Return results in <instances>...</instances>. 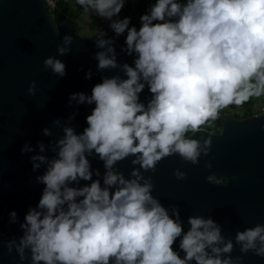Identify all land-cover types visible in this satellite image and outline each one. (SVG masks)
Listing matches in <instances>:
<instances>
[{
  "label": "clouds",
  "instance_id": "1",
  "mask_svg": "<svg viewBox=\"0 0 264 264\" xmlns=\"http://www.w3.org/2000/svg\"><path fill=\"white\" fill-rule=\"evenodd\" d=\"M135 2L77 0L85 13L107 23L95 36L80 38L98 49L96 70L89 68L85 79L99 74V82L90 95H69L68 106L76 110L52 121L60 136L45 127L47 143L21 147L22 154L32 153L35 183L43 187L22 221L17 211L8 213L21 235L0 239L20 264H240L222 225L211 215H192L185 229L179 205L162 204L145 173L154 174L174 155L198 165L211 153L212 137L201 141L186 133H202L223 110L264 97V0H144L138 24L121 15ZM73 43L66 34L57 55L43 61L57 79L67 75L58 57L70 54ZM121 54L132 63L121 62ZM145 89L147 103L141 100ZM37 90L33 80L28 94ZM81 106L91 110L78 131ZM127 159L132 167L126 177L118 164ZM205 167L211 169L212 161ZM173 175L187 178L179 168ZM207 181L219 183L215 175ZM234 239L241 253L264 257V224L237 231Z\"/></svg>",
  "mask_w": 264,
  "mask_h": 264
},
{
  "label": "water",
  "instance_id": "2",
  "mask_svg": "<svg viewBox=\"0 0 264 264\" xmlns=\"http://www.w3.org/2000/svg\"><path fill=\"white\" fill-rule=\"evenodd\" d=\"M48 9L46 0H0V239L4 242L13 234L21 235L18 224H9L8 213L17 211L22 221L28 207L37 203L43 187L35 183L39 173L32 171V153L22 154L21 147L25 142L33 146L40 140L47 143L49 138L42 135V129L52 127L54 119H66L76 110L68 106L69 95L79 91L90 95L92 85L99 82V74L92 80L85 79L89 68L96 70L92 56L98 49L93 40H81L95 35L80 37L68 17L60 14L55 20ZM66 34L73 36L74 43L70 54L58 57L66 64L67 75L57 79L45 70L43 61L57 55V45ZM121 43L123 38L117 41V51ZM119 60L132 63L123 54ZM106 74L123 77L119 71ZM33 80L38 90L30 96L28 88ZM150 98L145 89L141 100L147 103ZM90 110L91 106L79 108L75 120L78 131L86 126L84 118ZM220 116L218 132L202 128V133L186 135L201 141L212 137L211 153L202 156L198 165L185 163L174 155L163 159L154 174L145 175L152 176L153 195L162 204L179 205L185 229L189 227L188 216L211 215L222 225V235L233 239V259L242 257L240 264H264V257L251 251L241 253L234 239L237 231L264 224V113L241 120L226 113ZM52 132L54 137L62 134L55 127ZM207 160L212 161L211 169L205 167ZM92 163L103 171L98 160L93 159ZM118 167L127 177L132 167L130 159ZM176 168L186 172L187 178L176 179ZM208 175H215L219 183H209ZM0 264H20L15 251L9 255L3 243Z\"/></svg>",
  "mask_w": 264,
  "mask_h": 264
},
{
  "label": "trees",
  "instance_id": "3",
  "mask_svg": "<svg viewBox=\"0 0 264 264\" xmlns=\"http://www.w3.org/2000/svg\"><path fill=\"white\" fill-rule=\"evenodd\" d=\"M133 8L139 10L140 12H143L145 10V6H143V0H137V2L135 3L127 4V6L125 7L121 15L130 16V12L132 11ZM83 11H84L83 8L80 5H78L77 0H55V7L52 9L50 8L48 9V12L53 16L55 20L60 14H63L64 16L68 17L71 23H72V20H77L81 16ZM135 24H138V22ZM243 108H244V111H240L239 113H234L232 117L235 119L241 120L243 118L252 116L254 114L253 107H252V100L246 103L243 106ZM223 113L228 114V112L224 110L220 114H223ZM202 128L208 130L209 132H218L220 129V124L218 120L209 121ZM190 133L191 132L186 133V135Z\"/></svg>",
  "mask_w": 264,
  "mask_h": 264
},
{
  "label": "rangeland",
  "instance_id": "4",
  "mask_svg": "<svg viewBox=\"0 0 264 264\" xmlns=\"http://www.w3.org/2000/svg\"><path fill=\"white\" fill-rule=\"evenodd\" d=\"M143 6L147 7L146 2L143 0ZM144 12V11H143ZM142 12L133 8L130 12V16L132 17V22L135 24L138 22V18ZM73 27L75 32L82 38H86L92 35H95L97 29H105L107 28V23L105 21L99 20L95 16L82 12L81 16L77 20H72ZM252 107L253 111H258L260 108L264 107V97L259 99H252ZM224 111L228 112V115L233 116L234 113H239L240 111H244V108H228ZM227 114V113H226Z\"/></svg>",
  "mask_w": 264,
  "mask_h": 264
},
{
  "label": "built area",
  "instance_id": "5",
  "mask_svg": "<svg viewBox=\"0 0 264 264\" xmlns=\"http://www.w3.org/2000/svg\"><path fill=\"white\" fill-rule=\"evenodd\" d=\"M46 1L50 9L55 7V0H46ZM263 113H264V107L260 108L257 112L255 111L253 115L255 116L257 114H263Z\"/></svg>",
  "mask_w": 264,
  "mask_h": 264
}]
</instances>
